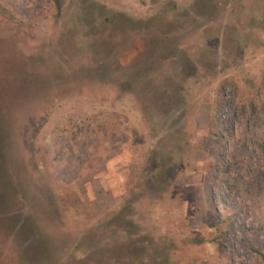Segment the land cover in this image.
I'll use <instances>...</instances> for the list:
<instances>
[{"label":"rangeland","instance_id":"1","mask_svg":"<svg viewBox=\"0 0 264 264\" xmlns=\"http://www.w3.org/2000/svg\"><path fill=\"white\" fill-rule=\"evenodd\" d=\"M0 264H264V0H0Z\"/></svg>","mask_w":264,"mask_h":264}]
</instances>
